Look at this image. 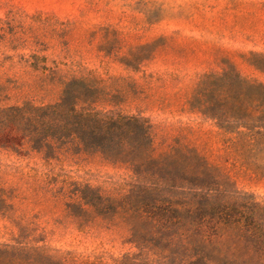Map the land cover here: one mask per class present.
I'll return each mask as SVG.
<instances>
[{"label":"rangeland","instance_id":"obj_1","mask_svg":"<svg viewBox=\"0 0 264 264\" xmlns=\"http://www.w3.org/2000/svg\"><path fill=\"white\" fill-rule=\"evenodd\" d=\"M254 54L264 57V0H0V79L20 85L5 103L49 104L62 94L57 83L47 91L28 87L41 73L25 67L22 57L43 58L42 66L67 79L97 77L119 95L108 109L149 121L156 156L173 147L194 149L217 170L211 196L264 207V138L245 136V128H220L192 107L206 74L234 69L264 83ZM65 181L117 197L135 184L129 171L98 155L47 161L17 134H4L0 245L39 248L79 263L103 257V264H116L127 253L141 254L129 243L133 230L141 229L137 222L71 216L72 200L58 194ZM191 187L164 184L161 193L191 203L205 194Z\"/></svg>","mask_w":264,"mask_h":264},{"label":"trees","instance_id":"obj_2","mask_svg":"<svg viewBox=\"0 0 264 264\" xmlns=\"http://www.w3.org/2000/svg\"><path fill=\"white\" fill-rule=\"evenodd\" d=\"M253 56L254 66L264 72V57ZM30 58L33 62L21 60L41 75L28 87L47 91L57 83L62 94L54 103L10 105L5 101L20 87L19 81L0 79V143L4 134L15 133L23 146L47 161L70 154L98 155L130 172L135 184L122 197L77 182L65 181L58 191L72 200L67 204L69 214L85 222L122 218L139 224L141 229L133 230L129 243L141 254L127 253L116 264H264V207L211 196L217 190L213 186L218 185L217 170L194 149L173 147L156 156L149 121L108 109L119 95L103 80L67 79L42 66L43 58ZM192 107L216 120L220 128L232 133L245 128V136L264 138V83L242 78L234 69L206 74ZM232 124L236 127L230 129ZM164 184L172 188L186 184L205 194L191 203L181 202L161 193ZM0 264H103V257L79 263L39 248L0 245Z\"/></svg>","mask_w":264,"mask_h":264}]
</instances>
